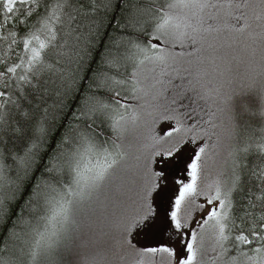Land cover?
<instances>
[{
	"label": "trees",
	"instance_id": "obj_1",
	"mask_svg": "<svg viewBox=\"0 0 264 264\" xmlns=\"http://www.w3.org/2000/svg\"><path fill=\"white\" fill-rule=\"evenodd\" d=\"M196 261L264 264V0H0V264Z\"/></svg>",
	"mask_w": 264,
	"mask_h": 264
},
{
	"label": "rangeland",
	"instance_id": "obj_2",
	"mask_svg": "<svg viewBox=\"0 0 264 264\" xmlns=\"http://www.w3.org/2000/svg\"><path fill=\"white\" fill-rule=\"evenodd\" d=\"M8 2H12V0H7ZM142 149L138 147V151ZM134 159L129 157L127 161H111L104 168V174H107V177L111 182H113L118 177L124 175H130L131 177H135L140 179V163L142 161H132ZM218 163V167L209 173V176L214 181H218L220 185L226 183L228 181V171L225 169V165L228 161H210V163ZM226 216L225 210L222 208V202H215L209 204L202 217L211 218L217 222L219 227H222L224 219ZM213 225L203 226L201 231L199 232V240L201 242V248L207 249L213 239ZM194 264H200L196 261Z\"/></svg>",
	"mask_w": 264,
	"mask_h": 264
}]
</instances>
